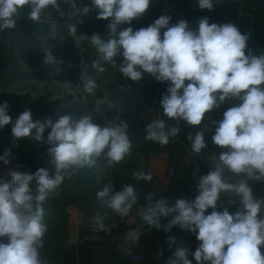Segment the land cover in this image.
<instances>
[{
  "label": "clouds",
  "instance_id": "1",
  "mask_svg": "<svg viewBox=\"0 0 264 264\" xmlns=\"http://www.w3.org/2000/svg\"><path fill=\"white\" fill-rule=\"evenodd\" d=\"M151 2L90 0V4L76 7L74 0H0V32L16 27L26 5L28 18L37 22L50 8L63 19L67 12L62 5L71 6V19L64 27L72 36L77 33V24L83 23L81 18L92 11L97 20L110 19L107 40L98 33L90 39L81 35V39L89 40L100 58L113 67L117 66L114 57L121 56L119 72L128 80L139 82L147 73L158 82L169 83L160 106L163 115L177 121V125L168 126L164 119H156L146 126L145 139L161 146L179 134L180 121L200 126L205 114L226 100L241 101L228 108L223 119L212 121V142L224 151L214 170L199 178L193 200L177 198L172 203L148 192L144 204L139 205L140 196L133 185L124 184L116 190L113 183L99 191L97 198L101 207L112 210L121 219L136 207L150 229L169 233L179 228L195 234L200 243L194 252L174 236H167L168 246L174 251L166 264H192L189 256L196 264H264L260 248L264 245V199L254 196L250 184L264 181V54L256 55L247 48L250 35L242 33L234 23H209L206 17L198 21L195 30L183 19L170 24L172 18L166 15L138 30L121 27L146 14ZM197 3L200 9L214 7L213 0ZM58 26L55 21L51 23L53 35ZM43 63L52 66L54 75L59 71L56 66L63 61L47 49ZM92 66L99 73L106 71L99 62ZM80 79L77 90L93 94L98 87L96 80L87 74ZM8 125L13 143L23 138L45 143L50 146V159L48 167L35 173L17 168L9 171V178H0V237L9 239L8 243H0V264H50L42 255L48 232L44 222L46 202L59 192L66 178L71 179L80 170L93 168L98 161L103 162L105 169H111L129 157V125L118 114L104 125L94 123L89 115L79 119L64 115L56 122L34 121L28 109L13 118L8 102L4 101L0 103V129ZM47 129L50 131L45 138ZM211 130L205 126L187 137L193 153L200 154L206 148L205 133ZM12 156L11 148L6 149L0 161L9 165ZM225 170L235 175V183L223 175ZM132 175L137 181L152 180L151 173ZM233 194L239 197L237 211H218L221 197ZM210 208L212 211L206 214ZM94 221L100 230H108L99 211ZM140 236L138 229L130 230L125 239L136 243Z\"/></svg>",
  "mask_w": 264,
  "mask_h": 264
},
{
  "label": "rangeland",
  "instance_id": "2",
  "mask_svg": "<svg viewBox=\"0 0 264 264\" xmlns=\"http://www.w3.org/2000/svg\"><path fill=\"white\" fill-rule=\"evenodd\" d=\"M74 5L79 7L75 0ZM62 6L67 12L65 18H59L56 11L50 8V12H45L38 22L28 18L29 8L27 5L24 6L22 15L16 23V31L11 32L9 47L12 51L9 53L10 59L8 55L7 60L5 59L8 66L3 75H6V80L13 79L15 84L8 88L9 99H6L8 105L10 103L12 114L22 113L28 109L33 113V120L40 122L47 119L56 122L64 115H70L73 119L89 115L92 116L93 122L99 125L107 123L108 112L111 113V120L118 114L121 120L128 122L132 150L129 157L111 169H105L103 162L98 161L93 168L82 169L71 179L66 178L59 192L46 202L44 222L48 225V232L44 238L42 255L50 264H73L76 250L80 247L79 239L86 241L90 233L98 228L94 221L97 211L104 217L107 227H132L138 223H144L137 214L136 207L123 219L112 210L101 207L97 193L102 191L108 183H113L116 190H121L124 184H131L140 196L139 205L144 204V196L148 192L156 193L159 198L158 184L154 183L155 178H158V172L151 168V163L167 146L145 139L147 124L155 120L151 114L158 112L161 114V119H164L163 110L152 99L153 89L148 88L145 79L132 82L123 77L118 66L123 60L121 56L114 57L117 66L113 67L100 58L89 40L81 39V35L90 39L93 34L98 33L107 40L109 38L107 23L98 22L97 26L94 24L93 26L85 17H82L83 23L77 24V33L72 36L64 24L71 19L73 9L71 6ZM53 21L59 25L55 35L51 33ZM121 27L128 26L124 24ZM67 43H70V47ZM47 49L52 50L57 60L63 61L56 66L59 71L54 75L52 66H45L43 63ZM94 62H99L106 71L99 73L92 66ZM83 74L96 80L98 87L93 94H84L77 90V86L81 85L80 78ZM41 75H45V78H40ZM229 105L227 109L233 107L232 103ZM226 110L224 107L212 109L213 121L223 119V113ZM210 122L205 121L204 125H210V129L215 130V125L209 124ZM214 130L208 133L211 140ZM49 131L50 129L45 131V138ZM25 139L28 141V138ZM29 142L35 149V142L30 139ZM209 149L210 156L207 155L203 162L204 166L211 171L220 163L218 157L224 149L213 142ZM39 159L43 160L45 167H48L50 158L39 157ZM39 168L41 166L36 170ZM133 172L151 173L152 180L137 181L133 178ZM223 175L230 182H236L235 175L227 170ZM0 178L4 177L0 175ZM250 184L254 196L264 199V181H250ZM229 201H235V203H229ZM218 208L220 211L227 208L230 213L236 212L239 208V197L234 194L222 196L218 201ZM8 242L7 236L0 237V243ZM88 246L85 244L82 248L87 250ZM260 248L261 254L264 255V245Z\"/></svg>",
  "mask_w": 264,
  "mask_h": 264
},
{
  "label": "crops",
  "instance_id": "3",
  "mask_svg": "<svg viewBox=\"0 0 264 264\" xmlns=\"http://www.w3.org/2000/svg\"><path fill=\"white\" fill-rule=\"evenodd\" d=\"M79 6L90 4V0H75ZM214 7L212 10L200 9L197 0H152L146 14L138 19H134L131 25L134 30L145 28L161 15L170 16L172 19L170 24H176L180 20H186L190 29L198 28V21L201 18H208L209 23H234L238 26L242 33L250 35L247 42V48L254 50L256 55L264 54V0H213ZM92 25L98 22H105L107 25L109 20L96 19V12L92 11L85 17ZM93 25V26H94ZM16 31V27L11 30L0 32V103L6 101L8 88L13 87L14 80L9 78L6 80L7 55L12 51L9 47L11 32ZM163 29L161 32L163 33ZM247 54V49H246ZM143 78L147 83L148 88L153 89L152 99L160 105L162 96L166 94V89L169 86L168 82H158L150 74H144ZM186 84L188 81L185 82ZM154 95V96H153ZM233 106L239 105L241 101L233 98L226 100L218 107H224L225 110L229 104ZM229 105V106H227ZM12 108L9 103V115L12 116ZM213 113L205 114L200 126H191L186 122L180 121V132L176 137L170 138L169 144L164 147L163 152L156 155L151 163V168L158 172L155 184H158L160 191L159 197L163 196L170 202L174 203L177 198H186L193 200L195 197L188 194L185 190V183L188 177V171L195 160H200L202 165H205L203 159L210 156V146L212 140L209 138L211 131H206L205 141L206 148L200 154L191 151V141L188 140L189 135H195L196 131L205 127V121H213ZM164 120L169 126H176L177 121L169 120L164 116ZM209 124H212V123ZM208 125V124H207ZM209 128L210 125H208ZM11 148L13 156L10 157L11 163L5 165L0 161V175L4 178H9L10 170L17 169L21 172L33 173L38 167H45L43 160L39 159L37 152L32 144L23 138L16 143H13L11 135V125L0 129V155L6 149ZM208 163V162H206ZM208 165V164H206ZM168 167H173L176 170L174 178L167 176ZM218 211L219 208L217 209ZM212 209H208L206 214H209ZM166 223V221H162ZM108 230L95 229L90 233L86 241H80V247L76 250V255L73 264H166L167 260L172 256L174 248H169L167 236H174L178 243L185 244L190 251L194 252L199 245L195 234L173 228L171 232L165 233L163 229L156 230L149 228L144 223H138L132 227H107ZM139 230L141 236L136 243L126 241V234L130 230ZM82 242V243H81ZM88 244V249L82 248ZM141 255L142 261L133 260V256ZM192 264L196 261L192 256H189Z\"/></svg>",
  "mask_w": 264,
  "mask_h": 264
},
{
  "label": "built area",
  "instance_id": "4",
  "mask_svg": "<svg viewBox=\"0 0 264 264\" xmlns=\"http://www.w3.org/2000/svg\"><path fill=\"white\" fill-rule=\"evenodd\" d=\"M19 114L20 113H14L12 115V117L15 118ZM151 115H152V118L155 117V120L162 118L161 114L158 112L152 113ZM148 120H151V119L148 118ZM151 121H154V120H151ZM169 142H170V140H169ZM35 146H36L35 149H36L39 157H45V158L48 157V159L50 158L47 154L48 147L44 143L35 142ZM209 171L210 170L207 169L204 165H202L199 160H195L192 163V165L188 171V177H187V180L185 183L186 192L195 197V195L197 194L196 189H197V183H198L199 178L203 175H206ZM167 176L174 178L176 176V170L173 167H168ZM133 260L142 261L143 257L141 255H135V256H133Z\"/></svg>",
  "mask_w": 264,
  "mask_h": 264
},
{
  "label": "trees",
  "instance_id": "5",
  "mask_svg": "<svg viewBox=\"0 0 264 264\" xmlns=\"http://www.w3.org/2000/svg\"><path fill=\"white\" fill-rule=\"evenodd\" d=\"M63 8H65L64 6H62ZM68 41L69 42H71L70 41V39H68ZM67 45L70 47V43H67ZM64 47V46H63ZM70 48H68V50H69ZM56 51V50H55ZM64 52H65V49H64ZM64 52L62 51V54H64ZM41 66H43V65H41ZM44 68V67H43ZM38 76V75H37ZM40 78H42V79H44L45 78V75H41V76H39ZM108 121H111V113L110 112H108ZM107 121V122H108Z\"/></svg>",
  "mask_w": 264,
  "mask_h": 264
}]
</instances>
